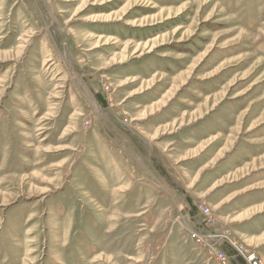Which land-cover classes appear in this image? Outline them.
<instances>
[{
  "label": "rangeland",
  "instance_id": "rangeland-1",
  "mask_svg": "<svg viewBox=\"0 0 264 264\" xmlns=\"http://www.w3.org/2000/svg\"><path fill=\"white\" fill-rule=\"evenodd\" d=\"M164 51L191 58L190 77L210 76L218 95L208 120L188 115L150 141L142 130L181 123L200 102L167 113L185 86L168 95L182 65ZM165 95L169 108L138 121ZM258 127L264 0H0V264H250L233 246L264 264V243L192 187L187 158L202 143L200 157L218 154L236 136L227 158ZM209 231L225 239V260L198 239Z\"/></svg>",
  "mask_w": 264,
  "mask_h": 264
},
{
  "label": "crops",
  "instance_id": "crops-1",
  "mask_svg": "<svg viewBox=\"0 0 264 264\" xmlns=\"http://www.w3.org/2000/svg\"><path fill=\"white\" fill-rule=\"evenodd\" d=\"M155 38L151 40H154ZM151 40L146 42H150ZM167 40L169 39H166L164 42L160 41L161 43L159 42L157 45H155L153 49L145 50L146 52L142 54L141 52L135 54L132 58H135L139 55H144L147 52L153 51L157 47L166 45V43L168 42ZM166 54L167 52L164 51V55H165L164 59H170L172 61L170 63L172 67H176L178 66V64L182 65V67L180 68L181 70L174 73L175 79L173 81V88L170 89V91L168 92V95H175V93H177V91L180 90L181 85L185 86V88L182 89L181 91L182 93L181 92L179 93L178 91L179 93L178 98L180 99V102L177 104H179V106H175L171 108L165 106L166 102L170 100V97L165 95L164 96L165 99L159 101L158 103L153 104L154 106L156 105L153 109L151 108L153 105L141 109L138 113V117L136 118L138 119L142 118V119H139L138 121L145 120L147 117L150 116H154L156 114L157 108L159 110L161 109V107L169 108L167 109V113L172 114L175 111H177L180 107H182V105L186 103L184 101H186L187 99H189V104H194V99H192V97L199 99L200 102L198 104L196 103L195 106L193 107L189 106V108L191 109V113H186L185 111L184 112L185 114L182 115L183 121L181 123H178V120H175L171 124L165 125L163 127H158L157 129H155V132L152 134H149L148 132L142 130V133H144V135H146V137H148L150 141H155L151 138V136L153 134L155 135V133L157 134L156 140H158L161 137L162 133H160V131L162 128L164 130L165 129L167 130L171 127L172 129L176 130L177 125H179L178 129H181L186 125L185 124L187 120L186 118L192 114H196V115L194 116V118L189 117V122L193 120L196 121L197 119L203 120V116H206L205 120H208L206 118H208L210 114H212L214 111L213 98L214 96L218 95V94L214 95V90L211 87L212 84L211 82H209L210 76L204 75V76H193L192 78L190 77L194 70V67L192 65L190 66L191 58L188 59L181 57L177 59L176 53L175 56L174 55L169 56V54L167 55ZM181 54L189 56V53H181ZM192 58H194V56H192ZM184 64H186V68L183 67ZM194 66L196 67V64H194ZM162 67H163L162 69H164L166 65H162ZM186 72L189 73L184 76V73ZM181 74H183V81L179 79L176 80L178 76H181ZM133 76L139 77L140 73L138 74L135 73ZM188 79L191 80L187 83L186 80ZM128 80L125 81L124 83L125 84L128 83ZM156 80L157 77H153L151 79L148 78L147 81H143L142 83L144 85L145 84L150 85L151 83L152 84L155 83ZM131 81L132 83H136L139 80L134 79ZM151 87L152 86H149V89ZM148 90L146 88L145 91ZM139 93H141L140 89L135 91L131 96L133 97V95H138ZM203 99L205 101H203ZM207 99L212 100L209 103L208 107L204 105ZM160 102H163V104L160 105L159 104ZM171 109H175V110H171ZM199 110H201L200 114L198 113ZM239 121L241 122L242 118H240ZM256 123H254L250 128H253ZM193 126L194 124L190 125L191 131H193L192 130ZM240 130H241V126L239 128L235 127L233 131L239 132ZM244 134H245L244 138L241 140L240 143L241 146L239 145L240 148H238V150L230 154L227 158H224L223 156L229 150L228 148L229 145L230 147L233 145L235 139L237 138L236 136L234 139L231 140V143L229 142V140H227V146L224 147L218 154H213L212 156L208 155L206 157L205 156L200 157L198 155L199 152H201V150L204 149V143L198 145L196 149L187 151L188 155H190L187 158L189 159L191 158V162H190L191 168H192V164L194 163L193 164L194 167L191 169L192 175L190 174V178H192L191 179L192 187L194 184L196 186V183H198L197 184L198 191L201 192L205 191L207 202H209L212 206H215L216 209H219L218 211L219 216L224 221L228 219L229 220L228 223H231V226L236 230L238 234H240L243 238H246L251 244L253 243L263 244L264 243V166H263L264 150H262L261 147H263L262 138L264 137V128L258 127L255 128L254 130L249 129L248 131H245ZM207 138L208 136L205 138V140H207ZM229 138L230 137H228V139ZM185 160L187 159L179 158V162ZM258 164L262 166H258ZM238 174L239 175L241 174V176L238 177ZM231 176L238 178L236 181L230 180V182L227 183L226 181L230 179ZM200 178H204V179H201L202 180L201 181L199 180ZM224 179L226 180L223 182ZM190 184L188 185L189 189H190Z\"/></svg>",
  "mask_w": 264,
  "mask_h": 264
},
{
  "label": "built area",
  "instance_id": "built-area-1",
  "mask_svg": "<svg viewBox=\"0 0 264 264\" xmlns=\"http://www.w3.org/2000/svg\"><path fill=\"white\" fill-rule=\"evenodd\" d=\"M202 211L207 215V216H212V212H211V210H210V208H209V206H207L206 207V205H203L202 207ZM199 237H198V239L200 240V241H205V240H207V241H211V242H215V250H216V252H217V254L220 256V258L222 259V260H225V258H226V256H227V254H226V252L224 251V246L226 245L225 244V242L226 241H224L225 239H223L222 237L223 236H219L217 233H215V232H208L207 234H204V233H198L197 234ZM223 251H222V250ZM233 249H235L236 251H237V253H238V255L240 256V257H246V259H247V261L250 263V264H262V263H259L260 261H259V257L257 256V254H255V253H251V254H246L245 252H242L241 250H239V249H237V248H235V246H233ZM246 254V255H245ZM261 259V258H260Z\"/></svg>",
  "mask_w": 264,
  "mask_h": 264
}]
</instances>
